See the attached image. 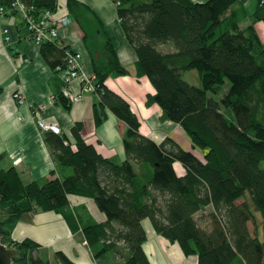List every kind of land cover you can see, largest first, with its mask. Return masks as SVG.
I'll list each match as a JSON object with an SVG mask.
<instances>
[{"label":"trees","instance_id":"16d2710c","mask_svg":"<svg viewBox=\"0 0 264 264\" xmlns=\"http://www.w3.org/2000/svg\"><path fill=\"white\" fill-rule=\"evenodd\" d=\"M22 1L33 4L36 14L57 6V0ZM112 1L136 54V74L145 75L154 89L146 102H156L162 118L178 123L203 156L171 135L156 142L140 132L129 102L105 83L111 72L127 69L109 36L98 34L103 57L97 58V48L89 49L98 94L93 119L101 123L108 109L126 124L125 159L98 152L84 139L81 121L71 126V138L61 130L46 131L57 175L25 180L14 166L0 168V240L18 250L15 264H78L61 249L48 259L38 242L10 237L23 214L63 211L68 195L77 194L90 197L105 215L82 226L95 257L106 253L114 264H152L143 246L146 219L185 256H196L194 264H263L264 39L253 23L264 19V0L252 14L240 0ZM67 4L83 39L92 36L93 20L86 17L93 12L78 0ZM247 17L250 22L242 26ZM66 49L56 40L40 45L43 58L60 75ZM192 69L199 84L183 76ZM58 98L71 103L61 92Z\"/></svg>","mask_w":264,"mask_h":264},{"label":"crops","instance_id":"0c3cea01","mask_svg":"<svg viewBox=\"0 0 264 264\" xmlns=\"http://www.w3.org/2000/svg\"><path fill=\"white\" fill-rule=\"evenodd\" d=\"M78 1L93 12L86 17L93 20L92 36L83 39V30L75 22L68 0H57L56 10L67 12L72 21L67 26H60L56 41L80 51L84 73L92 74L93 61L89 49L97 48V58L103 57L97 42L103 41L101 36L104 33L109 36L117 58L127 73L111 72L105 79L106 85L129 102L139 119L141 133L156 142L171 135L182 144L185 139L183 128L172 120L163 119L156 102H146L147 93L154 92V89L145 75L136 74V54L124 37L115 3L112 0ZM240 1L248 14L254 13L259 5V0ZM0 6L4 7L0 15V168L14 166L25 180L43 181L57 175L56 171L52 174L56 170L55 161L44 140L46 131L40 130L37 125L34 108H40V115L56 122L61 133L70 138L71 126L76 121L83 122L81 133L87 142L92 143L104 156L116 161L124 160L123 134L126 124L108 109L104 120L95 124L93 103L98 94L81 91L79 80L72 81L71 88L81 93L80 100L62 104L58 98L62 87L61 75L43 58L41 44L30 37L21 14L10 10L7 0H0ZM250 20L251 17L245 18L241 25L245 26ZM97 26H101V30ZM253 26L259 37L264 39V19L254 21ZM3 27L8 29L9 40L4 39ZM18 89L25 98L21 104L12 96V92ZM174 164L177 170L183 171L180 163ZM68 198L69 206L63 211L38 210L23 214L11 231L12 240L30 238L38 242L40 254L48 259L52 258L55 250L61 249L78 264H114L109 254L95 257L82 235L83 224L103 220L104 213L98 210L90 197L69 194ZM143 225L148 234L143 246L152 264H157L158 249L170 242L155 233L148 220H143ZM192 256L190 264L196 262V256Z\"/></svg>","mask_w":264,"mask_h":264},{"label":"built area","instance_id":"2783aa9c","mask_svg":"<svg viewBox=\"0 0 264 264\" xmlns=\"http://www.w3.org/2000/svg\"><path fill=\"white\" fill-rule=\"evenodd\" d=\"M263 2V0H261ZM9 9L17 11L21 14L30 37L37 43L41 44L44 41L56 40L59 34L60 26H67L72 19L67 12H58L55 10L45 9L40 14H36L33 4H27L22 0H10L8 3ZM4 12V7L0 6V15ZM5 35L4 39L9 40L7 27L2 28ZM66 69L61 73L63 85L61 93L72 102H77L81 98V93L76 92L71 88V83L74 80L80 81L81 91H94L97 88L95 75L86 74L83 71L82 53L78 50L66 49L65 53ZM13 98L18 104L24 102V95L20 89L12 92ZM40 108H34V115L40 130L51 131L54 133L60 132L59 125L54 121H48L40 115Z\"/></svg>","mask_w":264,"mask_h":264},{"label":"rangeland","instance_id":"374dc122","mask_svg":"<svg viewBox=\"0 0 264 264\" xmlns=\"http://www.w3.org/2000/svg\"><path fill=\"white\" fill-rule=\"evenodd\" d=\"M183 76L185 79L190 81L191 83L199 84V77L198 73L195 69L192 70H185L183 72ZM229 82L226 81L224 84V88L226 89L228 87ZM184 132V140L182 141L183 147L190 149L193 151L197 156L202 157L203 152L200 147L197 145H193L190 137L187 135V133ZM209 207H206V210L208 211ZM249 229L253 231V225L251 222L248 223ZM178 245H174L172 243H167V246H160V248L157 251V264H190L193 261V256L190 257L185 256L181 249L175 248Z\"/></svg>","mask_w":264,"mask_h":264},{"label":"water","instance_id":"95a60500","mask_svg":"<svg viewBox=\"0 0 264 264\" xmlns=\"http://www.w3.org/2000/svg\"><path fill=\"white\" fill-rule=\"evenodd\" d=\"M18 250L13 246L6 245L0 240V264H15L13 256L16 255ZM262 263L264 264V254L262 257Z\"/></svg>","mask_w":264,"mask_h":264}]
</instances>
